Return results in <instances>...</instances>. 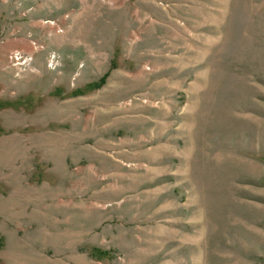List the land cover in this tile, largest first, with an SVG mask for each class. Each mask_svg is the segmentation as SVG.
I'll return each mask as SVG.
<instances>
[{"label":"rangeland","instance_id":"rangeland-1","mask_svg":"<svg viewBox=\"0 0 264 264\" xmlns=\"http://www.w3.org/2000/svg\"><path fill=\"white\" fill-rule=\"evenodd\" d=\"M0 264H264V0H0Z\"/></svg>","mask_w":264,"mask_h":264}]
</instances>
